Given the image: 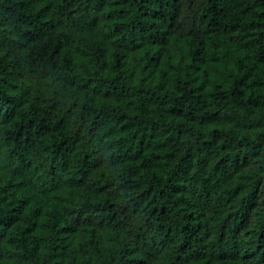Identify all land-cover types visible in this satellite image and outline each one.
Instances as JSON below:
<instances>
[{
  "label": "trees",
  "instance_id": "trees-1",
  "mask_svg": "<svg viewBox=\"0 0 264 264\" xmlns=\"http://www.w3.org/2000/svg\"><path fill=\"white\" fill-rule=\"evenodd\" d=\"M195 3L0 0V264H264V0Z\"/></svg>",
  "mask_w": 264,
  "mask_h": 264
},
{
  "label": "rangeland",
  "instance_id": "rangeland-1",
  "mask_svg": "<svg viewBox=\"0 0 264 264\" xmlns=\"http://www.w3.org/2000/svg\"><path fill=\"white\" fill-rule=\"evenodd\" d=\"M182 5H183V8L187 10L188 6L191 9L196 5V3H195V0H191V1L190 0H182Z\"/></svg>",
  "mask_w": 264,
  "mask_h": 264
}]
</instances>
